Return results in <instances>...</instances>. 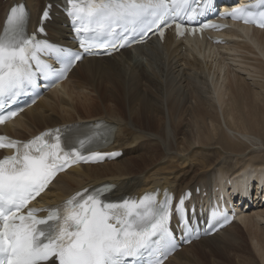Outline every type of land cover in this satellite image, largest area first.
Instances as JSON below:
<instances>
[{"label":"bare ground","instance_id":"obj_1","mask_svg":"<svg viewBox=\"0 0 264 264\" xmlns=\"http://www.w3.org/2000/svg\"><path fill=\"white\" fill-rule=\"evenodd\" d=\"M18 1L0 0V27ZM25 1L35 28L48 0ZM52 14L46 24L49 38L73 44L66 18L57 7ZM224 35L226 44L214 45L168 33L163 42L153 39L109 57L85 58L59 88L3 127L19 138L92 120L116 127L106 150L120 149L123 155L60 174L42 203L60 201L98 182L115 184L114 196L168 187L178 195L192 189L197 199L199 188L211 195L219 193L216 187L243 197L250 177L264 180V30L238 26ZM75 78L76 92L69 86ZM88 87L91 92H85ZM95 102L108 103L98 109ZM89 107L95 110L79 111ZM144 141L151 144L150 151L141 149L147 147ZM140 149L144 153L129 157ZM259 198L249 210L248 203L243 206L238 221L183 247L164 264H220L216 257L221 254L237 264H264V202ZM244 245L252 254L247 260L233 251Z\"/></svg>","mask_w":264,"mask_h":264},{"label":"snow or ice","instance_id":"obj_2","mask_svg":"<svg viewBox=\"0 0 264 264\" xmlns=\"http://www.w3.org/2000/svg\"><path fill=\"white\" fill-rule=\"evenodd\" d=\"M68 2L72 6L70 15L80 25L78 33L87 31L85 23H95L98 26L96 31L123 27L127 35L141 27L151 30L155 25L158 28L170 15L165 0ZM172 6L180 8L182 3L172 0ZM242 11L227 15L237 18ZM26 21L24 5L13 6L3 35H0V99L15 97L31 79L30 63L35 59L36 50L49 48L46 43L37 42L34 36L26 35ZM261 25L264 26V20ZM160 35L163 36L162 30ZM120 39L124 43L119 46H125L128 42L126 36ZM81 47L91 51L83 43ZM3 122L4 119L0 118V123ZM97 141L107 142V137L96 132L73 142L65 140L59 129L55 130V135L46 133L28 142L0 136V148L15 150L13 155L0 159V264H46L50 260L54 264H130V258L168 239L170 208L167 193L163 203L144 208L145 201L151 197L145 196L139 202H109L103 199V190L87 195L84 190L69 198L60 208H30L23 212L69 160L89 162L79 149H83L86 143L90 145ZM92 156V162L102 158L100 153H92ZM179 204H183V199ZM41 211H47L49 215L39 218L37 213Z\"/></svg>","mask_w":264,"mask_h":264},{"label":"rangeland","instance_id":"obj_3","mask_svg":"<svg viewBox=\"0 0 264 264\" xmlns=\"http://www.w3.org/2000/svg\"><path fill=\"white\" fill-rule=\"evenodd\" d=\"M258 52V51H257ZM261 54H259V56H260ZM260 57H262V55L260 56ZM264 58V57H263ZM76 79V80H75ZM74 80H73V84L72 85H69L70 87H71V89L74 91V92H76L75 90H78V79L77 78H75ZM74 84H75V86H74ZM86 85H84V87H85ZM73 87V88H72ZM91 88V87H90ZM89 87L88 88H85V92H88V90L90 89ZM255 89H257V88H255ZM90 92H91V89L89 90ZM93 92V91H92ZM118 95H120V96H122V90H118L117 92H116ZM91 94V93H90ZM243 100H244V98H243ZM107 103L108 102H103V104H101L100 102H95V108H98V109H101V107H103V106H106L107 105ZM249 104V103H248ZM92 107H89L87 110H79V111H81V112H86V111H93V110H95V109H91ZM166 110H167V108H166ZM99 113H100V110H99ZM142 145H147V147L145 146H143L141 149L144 151V152H146L147 150L148 151H150V149L152 148V146H151V144H147V143H145V141L142 143ZM139 150L138 152H136V153H134L133 155H130L129 157H131V156H136V155H139V154H142V153H144L142 150ZM146 149V150H145ZM234 161V160H233ZM227 163H229V164H231V162L230 161H227ZM228 164V165H229ZM225 165H227V164H223V165H221V167H224L225 169H226V166ZM220 168V167H219ZM258 210H261V208H259V209H257L256 211H258ZM235 249V250H234ZM233 249V251H235V253L236 254H239L240 255V257L242 258V259H248L252 254H251V250H250V248H249V246L247 245H244V246H241V247H238V248H234ZM240 250V251H239ZM242 250V251H241ZM225 253V252H224ZM241 253V254H240ZM219 255V254H218ZM245 255V256H244ZM248 255V256H247ZM247 256V257H246ZM223 257H226V258H224L223 259ZM216 259L218 260V261H220V264L221 263H223V264H237L236 263V261L235 260H233V259H235V258H233V257H229L228 258V256H225L224 254H223V256H222V254L219 256V257H216ZM222 261V262H221ZM231 261V262H230Z\"/></svg>","mask_w":264,"mask_h":264}]
</instances>
